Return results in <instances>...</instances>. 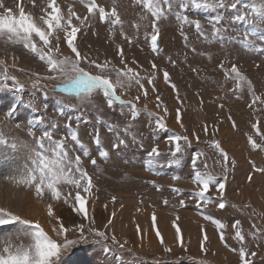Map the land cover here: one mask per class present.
<instances>
[{
    "label": "rangeland",
    "instance_id": "obj_1",
    "mask_svg": "<svg viewBox=\"0 0 264 264\" xmlns=\"http://www.w3.org/2000/svg\"><path fill=\"white\" fill-rule=\"evenodd\" d=\"M112 2L96 0L107 11L111 10ZM171 2L172 11L159 21V47L153 51L150 39L153 17L140 0H119L122 23L115 25L102 21L98 13H89L88 0H56L63 14L67 15L71 8L81 19L88 17L83 25L73 18V24L80 27L74 43L81 56L86 57L81 67L98 74L100 70L89 61L100 64L109 61V68L103 74L113 81L117 78L116 70L130 68L139 74L143 88L133 81L130 87L116 90L117 96L126 102L124 106L117 100L109 107L102 93H93L88 102L54 91L60 81L47 78L55 73L49 71L46 62L22 42L0 37V62H3L0 63V139L7 141L0 143V192L7 190L5 193L11 192L12 196L21 193L44 206L48 217L44 222L48 228L44 225V229L53 238L56 237L52 228L62 222L69 229L67 238L81 241L69 250L63 264H243L239 255L242 246L249 253H257L248 257L250 264H264V173L253 168V164L264 168V150L254 149L249 142L251 137L264 148V51L261 50L264 41L259 39L264 29L258 30L253 38L256 47L245 50L239 40L251 29L247 24L232 22L231 10L196 8L191 0ZM243 2L251 4L253 0ZM0 3L11 8L16 16L19 6H23L25 13L37 20L46 15L44 10L48 6V0H0ZM182 3L187 5L186 11L179 7ZM238 7L247 11L241 5ZM176 13L198 20L208 39L194 25L178 20ZM3 14L6 13L0 8V15ZM216 15L224 17L225 36L236 39L221 43L213 37L210 18ZM60 36V52L56 55L74 57L64 34ZM33 40L38 48H43L38 37L34 36ZM56 43L53 39V44ZM232 65L252 82L251 90L247 84L226 76ZM165 72L169 74L167 81ZM17 82L23 85L21 92L16 91ZM58 101H63V105ZM127 102L136 105L135 120ZM11 109L15 113L9 117ZM40 117L43 123H33ZM157 120L162 121L163 128ZM69 122L78 130L88 156L71 140ZM109 125L113 126L112 131ZM30 130L37 137L45 130L53 131L55 139L68 137L64 143L69 158L74 160L75 155H80L82 167L91 177L88 192L83 190L86 180L80 182V187L66 182L59 186V200L47 191L43 199H37L34 187L18 186L14 182L24 173L30 161V149L35 146ZM97 130L102 147L108 152L106 159L99 155L94 140ZM175 136L182 138V151L173 157ZM185 136L190 143L185 142ZM118 138L125 140L126 146L113 147ZM214 142H219L228 153L227 164ZM154 148L158 156L149 155ZM92 159L96 160L95 166ZM197 170L225 183L222 194L214 186L207 193L213 201L222 195L225 209H219L215 203L205 205L196 197L199 188L193 179ZM73 176L79 178V173L73 171ZM77 192L86 201L87 218L72 207L73 203L78 207L74 201ZM48 204L59 219L48 216ZM0 208L11 211L1 204ZM60 210L71 216L72 221L61 216ZM206 215L219 220L225 228L204 219ZM162 218L175 234L172 245L164 240ZM237 221L245 238L243 244L235 236ZM79 225L84 226L87 242L81 240ZM90 228L104 232L108 239L94 235ZM15 231L14 226L0 228V238ZM221 231L225 236L223 241ZM113 236L123 248L113 243ZM58 239L62 241L63 236ZM22 240L27 243L26 239Z\"/></svg>",
    "mask_w": 264,
    "mask_h": 264
},
{
    "label": "snow or ice",
    "instance_id": "obj_2",
    "mask_svg": "<svg viewBox=\"0 0 264 264\" xmlns=\"http://www.w3.org/2000/svg\"><path fill=\"white\" fill-rule=\"evenodd\" d=\"M140 2L144 4L147 11L151 13L153 17L151 25L153 31L150 39L152 50L157 51V42L161 34V29L158 24L161 19L167 18L166 14L168 12L172 11V2L171 0H140ZM118 3L119 0H113L110 11L98 5L96 0H88L86 7L89 13H98L102 21L111 22L115 25L122 23L118 11ZM191 3L196 8L203 6L204 8H211L213 10L217 8H227L231 10L233 12L231 17L232 22L247 24L251 29L243 33V38L239 40V43L245 50H252L256 47L253 38L256 37L258 30L264 29V0H253L251 4L244 3L243 0H191ZM238 5H241L244 9H247V11H242ZM179 7L186 11L187 5L182 3ZM0 8L4 9L6 13L0 15V37H6L13 42H22L25 48L36 53L40 60L45 61L49 66V71L55 73V75L47 78L60 81L54 91L61 94H71L77 99L82 101L86 100L88 102L91 101L93 93H102L103 97L107 100L108 106L112 107L113 103L117 100H119L122 106L126 104V102L120 99L116 94L118 87H130L131 83L135 81L136 84L143 88V84H141L138 78L139 74L135 73L130 68L127 69V71L122 69L116 70L117 78L113 81L110 76L103 74L109 68V61H105L103 64L89 61L90 64H93L95 68L100 70L98 74H92L81 67V62L83 59H86V57L81 56V53L74 43L77 39V34L80 32V27L73 24V18L80 20L81 25H83L88 20L87 16L81 19L71 8L68 9L67 15L63 14L59 6H57L56 0H48V6L44 10L46 15H41L38 20L33 18L31 14H26L23 6H19V16L14 15L12 9L6 8L3 3H0ZM48 8H50L51 11H48ZM176 18L183 24L194 25L197 32L200 33L201 36H204L206 40L208 39L203 33L202 26L198 20H190L187 15H181L180 13H176ZM223 20L224 17L222 15H216L214 18H210V23H212L213 27V37L221 43L226 39H236L227 38L225 36L227 29L222 24ZM136 27L139 28V25H136ZM60 33L64 34L67 46L74 54V57L63 56L61 58L56 55V53L60 52ZM34 36L39 38V41L43 44V48L37 47V44L33 40ZM53 39L57 41L56 44H53ZM125 39L128 38L125 37ZM259 39L264 41V34H261ZM185 40H187L186 36ZM261 50L264 51V49ZM193 51H195V49H193ZM119 54L121 62L123 63L124 53L122 49ZM152 67L155 68L156 65L153 64ZM221 67H223V64H221ZM226 76H231L238 82L247 84L250 90L252 89V82L241 73L236 65H232L230 73H226ZM164 79L166 81L169 80V74L167 72L164 73ZM173 87L175 88V85H173ZM22 90L23 85L17 82L16 91L21 92ZM145 95H147L146 91ZM136 99L139 100V97H136ZM58 103L63 105V101H58ZM127 103L130 105L132 119L135 120L138 114L136 105L131 102ZM14 113L15 109H11L8 116L11 117ZM60 113L63 114V107L60 108ZM33 123H43V117H40L38 121ZM157 124L161 128L164 127L161 120H157ZM67 127L71 140L79 146L83 151V155L88 156V150L79 138V132L77 130L79 127V120H77V129L72 128L71 122L68 123ZM233 127H235V124H233ZM53 128H55V125H53ZM109 130H113L112 125H109ZM205 131H207V128H205ZM29 135L32 136L35 146L30 149L31 157L29 164H26L24 167V173L14 180L18 186L23 185L27 188L34 187L37 199H43L47 191L51 193L52 198L59 200L61 197L59 186L66 182L80 187V182L86 180L87 185L84 186L83 190L85 192L89 191L92 186L91 177L83 169L80 155H75L74 160L69 158V152L64 143L68 137L55 139L54 132L51 130L43 131L39 137L36 136L34 131L30 130ZM181 139L180 136L172 138V140L175 141V151L172 152L173 157L182 151L180 145ZM183 139L185 142L190 143L186 136L183 137ZM197 139L199 138L197 137ZM94 140L97 147L100 149L99 155L106 159L108 157V152L102 147L99 130L96 131ZM249 142L254 149L261 148V150H264V148L258 145L251 137H249ZM0 143H7V141L0 139ZM121 144H125L126 146V141L118 138V142L115 143L113 147L119 148ZM214 147L220 153L223 162L227 164L229 160L228 153L222 148L219 142H214ZM149 155L158 156L159 152L154 148ZM91 163L95 166L96 160L92 159ZM73 165L75 166L74 169L72 167ZM193 167H195V164ZM205 168H207L206 164ZM253 168L257 172L264 173V168H257L255 164H253ZM73 171L79 173V178H74ZM175 179H179V177ZM251 179L252 177L249 176L248 180L250 181ZM193 183L199 188L196 197L203 204L208 205L215 203L219 209L223 210L226 208V202L222 195L215 201L207 195L210 187L213 186L219 194H222L225 190L224 182H218L217 178L208 172L202 173L197 170L195 171ZM74 201L78 202V207L76 203L72 205L74 211L83 213L85 218H87L88 214L85 209L86 201L79 192L76 193ZM65 202H68L67 199H65ZM165 203H167V201H165ZM181 204H183V201H181ZM47 214L49 217L59 219L54 213L51 204L47 206ZM177 219H179V217H177ZM204 219L210 220L220 229L225 228L223 223L210 215L204 216ZM153 221L155 222V217H153ZM109 223H111V221H109ZM9 226H14L16 231L0 238V264H63V258L68 254L69 250L77 243L81 242L80 240H69L67 238L69 229L65 228L62 222L58 226L52 228L56 237L53 238V236H50L48 232L45 231L39 221L33 222L5 208H0V228ZM236 227L237 232L235 236L243 244L245 238L239 230V221L236 222ZM78 229L81 234V240L87 242V237L84 235V226L79 225ZM89 231L103 240L108 239L106 234L102 231H94L91 228ZM177 232L179 233V229H177ZM157 235L159 236L160 233L157 232ZM61 236H63L62 241L58 239ZM22 238L26 239L27 243H24ZM207 239L208 237L205 235L204 240L207 241ZM220 239L222 241L225 239L223 231L220 233ZM14 240L20 242L14 243ZM112 240L113 243L119 244L115 236L112 237ZM119 246L121 248L124 247L123 244H119ZM167 250L170 251V249ZM239 255L243 264H250L248 257H255L257 253H249L242 246L239 250Z\"/></svg>",
    "mask_w": 264,
    "mask_h": 264
},
{
    "label": "bare ground",
    "instance_id": "obj_3",
    "mask_svg": "<svg viewBox=\"0 0 264 264\" xmlns=\"http://www.w3.org/2000/svg\"><path fill=\"white\" fill-rule=\"evenodd\" d=\"M233 153L235 154V152H233ZM238 158H239V156H238ZM5 191H7V190H4V191H1L0 192V204L2 205V207L9 208L13 213L19 214L22 218L32 220L33 222L39 221L41 223V226H43V228H44V225L45 226L47 225V224L44 223L45 221L48 220L47 219L48 217L46 218V216H45V211H44L45 210V207L44 206H42L39 203L35 202L29 196H23L21 193L15 194L14 196H12L11 192L5 193ZM60 212H61V210H60ZM60 215L63 216V217H65V218H67L68 221H70L72 219V217L71 216H68V214L65 213L64 211L61 212ZM165 220L166 219H164V218H162V220H161L162 221L161 224L163 226L162 229H163L164 235H165L164 237L166 238L164 240H167L166 243H169V244L172 245V243L175 242V237H174L175 234L173 233V231L171 230V228H169L167 226L168 223ZM45 228H48V226H46ZM49 231H51V230H49ZM46 232H47V230H46ZM51 234H50V236H51ZM154 240H152L153 243H155ZM214 248H215V246H214Z\"/></svg>",
    "mask_w": 264,
    "mask_h": 264
}]
</instances>
